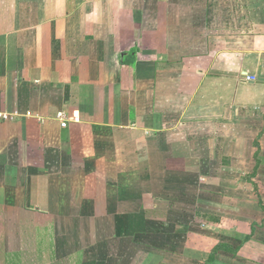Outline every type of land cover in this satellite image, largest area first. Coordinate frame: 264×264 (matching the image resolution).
<instances>
[{
  "label": "crops",
  "instance_id": "obj_1",
  "mask_svg": "<svg viewBox=\"0 0 264 264\" xmlns=\"http://www.w3.org/2000/svg\"><path fill=\"white\" fill-rule=\"evenodd\" d=\"M14 111L0 264H133L264 144V0H0Z\"/></svg>",
  "mask_w": 264,
  "mask_h": 264
},
{
  "label": "rangeland",
  "instance_id": "obj_2",
  "mask_svg": "<svg viewBox=\"0 0 264 264\" xmlns=\"http://www.w3.org/2000/svg\"><path fill=\"white\" fill-rule=\"evenodd\" d=\"M252 147H258L253 157L255 161L252 158L247 162V170L242 171V175L225 173L222 176L217 170L209 178H200L201 191L207 183L214 185L213 193L200 192L197 204L193 199L191 205L189 199H192L188 197L180 215L172 216L178 226L173 227V231V225L167 226L163 245L144 248L133 264H264V144ZM234 163L222 161V165L227 166ZM218 164L219 161L215 166ZM238 185L247 188L245 193L239 194L237 189L228 191ZM207 198L213 207H205ZM36 230L38 233L40 229ZM35 243L44 253L46 242L39 239ZM217 244L228 248L216 252L210 263L208 257ZM141 249V245H136V250ZM16 263L13 260L11 264Z\"/></svg>",
  "mask_w": 264,
  "mask_h": 264
},
{
  "label": "built area",
  "instance_id": "obj_3",
  "mask_svg": "<svg viewBox=\"0 0 264 264\" xmlns=\"http://www.w3.org/2000/svg\"><path fill=\"white\" fill-rule=\"evenodd\" d=\"M17 115V111H14L12 113H7V112H0V119H4V120H7V119H10V118H13V116H16ZM57 117L60 119V120H63L62 121V126H65L66 123H65V114L64 112L60 111L57 113Z\"/></svg>",
  "mask_w": 264,
  "mask_h": 264
},
{
  "label": "trees",
  "instance_id": "obj_4",
  "mask_svg": "<svg viewBox=\"0 0 264 264\" xmlns=\"http://www.w3.org/2000/svg\"><path fill=\"white\" fill-rule=\"evenodd\" d=\"M225 247H227L225 244H217V245L213 248V250H212L210 256L208 257V262L212 263V262L214 261V257H215L216 252H218V251L221 250V249H224ZM227 248H228V247H227ZM233 250H235V249H233Z\"/></svg>",
  "mask_w": 264,
  "mask_h": 264
}]
</instances>
